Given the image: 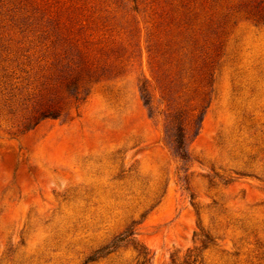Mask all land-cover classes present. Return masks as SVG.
Wrapping results in <instances>:
<instances>
[{
  "label": "rangeland",
  "instance_id": "obj_1",
  "mask_svg": "<svg viewBox=\"0 0 264 264\" xmlns=\"http://www.w3.org/2000/svg\"><path fill=\"white\" fill-rule=\"evenodd\" d=\"M262 7L0 0V264H139L134 247L148 264L195 248L203 264H264ZM71 44L102 77L21 132ZM179 111L184 158L168 136ZM127 229L133 244L104 250Z\"/></svg>",
  "mask_w": 264,
  "mask_h": 264
},
{
  "label": "trees",
  "instance_id": "obj_2",
  "mask_svg": "<svg viewBox=\"0 0 264 264\" xmlns=\"http://www.w3.org/2000/svg\"><path fill=\"white\" fill-rule=\"evenodd\" d=\"M264 11V7L261 8ZM260 20L264 22V13L260 16ZM72 45V44H71ZM72 54H67L61 60L60 81L57 86L49 89L46 94L34 106L32 116L22 124L21 132H27L34 129L43 120H55L66 115V101L69 100L75 109L79 104L86 99L88 85L92 82L98 81L102 77V71L97 66H93L90 62L88 52H84L78 46H70ZM69 60V61H68ZM65 64V66L63 65ZM140 95L145 107L149 108L152 102V97L147 86L143 83L140 88ZM149 112L151 113L150 109ZM183 113L176 112L175 114H168L167 121L169 126L168 136L174 148L179 155L184 158V120ZM133 233L127 229L122 234L118 235L112 240L109 246L104 250L115 249L118 244L130 241L132 244L134 240L131 238ZM200 248H206L205 240L208 237L200 230ZM139 264H148L150 260L149 253L143 248L137 250ZM199 249L195 248L185 256L183 261L172 258V264H203L199 256ZM199 259V261H198Z\"/></svg>",
  "mask_w": 264,
  "mask_h": 264
}]
</instances>
